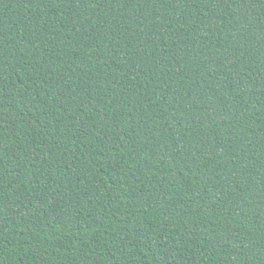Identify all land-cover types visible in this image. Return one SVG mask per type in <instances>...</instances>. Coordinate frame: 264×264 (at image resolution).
Masks as SVG:
<instances>
[{
  "label": "trees",
  "instance_id": "obj_1",
  "mask_svg": "<svg viewBox=\"0 0 264 264\" xmlns=\"http://www.w3.org/2000/svg\"><path fill=\"white\" fill-rule=\"evenodd\" d=\"M0 264H264V0H0Z\"/></svg>",
  "mask_w": 264,
  "mask_h": 264
}]
</instances>
